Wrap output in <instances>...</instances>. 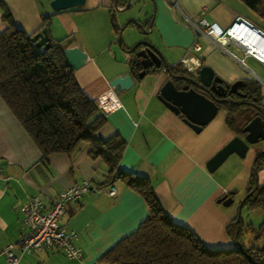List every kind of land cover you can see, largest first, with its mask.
<instances>
[{
  "label": "crops",
  "instance_id": "crops-1",
  "mask_svg": "<svg viewBox=\"0 0 264 264\" xmlns=\"http://www.w3.org/2000/svg\"><path fill=\"white\" fill-rule=\"evenodd\" d=\"M50 1L0 0V33L8 27L5 13L14 28L28 34L41 32L42 16L55 13L47 31L52 43L61 41L66 49L79 48L89 57L88 63L75 70L81 90L92 100L111 96L120 105L118 109L103 111L95 129L100 138L118 134L125 141L120 170L147 178L161 209L206 246L232 248L229 226L237 223L241 194L246 193L255 169V156L264 151V146H250L244 158L231 155L228 163L225 161L209 172L207 161L237 135L227 122L225 109L220 108L196 133L183 121V116L170 111L157 98L168 79L164 67L156 74L150 72L136 78L132 75L134 85L128 90L117 92L110 86L112 79L131 67L135 52L127 51L136 43L150 42L172 67L179 64L192 46L195 32L172 9L170 0H135L142 5L139 18L124 19L115 12L121 14L133 0H118L117 6L114 0H86L81 7L59 12L51 9ZM128 1L131 3L126 8ZM178 3L187 17L198 24L227 29L241 18L264 33V17L240 0H178ZM111 15L120 29L119 35L113 30ZM139 25L144 32H139ZM133 26L137 29H130ZM121 33L123 40L119 44ZM199 43L202 67L210 68L224 85L236 81H243L242 87L246 82L257 84L262 96L258 106L264 111V64L233 42L227 43L226 50L240 53L237 59L203 39ZM244 102L245 99L240 101L247 107L244 115H235L238 127H243L257 111L255 103ZM90 149L83 143L72 153H54L43 158L0 97V264H8L4 250L9 244H14L12 252L20 255L18 243L27 230L20 209L31 197L38 198L49 209L55 197L67 188L83 181H90L93 187L78 201L69 203L60 220L61 226L77 233L74 245L82 251V261L69 260L61 252L47 249L22 255L19 264H108L100 262L102 256L147 218L149 208L143 196L121 181L107 185L112 181L109 169L100 158H91ZM257 176L259 184L263 183L264 166ZM111 185L117 189L114 197L97 190ZM238 195L241 196L236 204ZM224 197L233 198V203L228 206L219 203Z\"/></svg>",
  "mask_w": 264,
  "mask_h": 264
},
{
  "label": "trees",
  "instance_id": "trees-1",
  "mask_svg": "<svg viewBox=\"0 0 264 264\" xmlns=\"http://www.w3.org/2000/svg\"><path fill=\"white\" fill-rule=\"evenodd\" d=\"M240 1L259 17H264V0ZM53 15L42 16L40 29L49 30ZM9 17V14L5 13L4 19L8 27L0 33V97L33 140L42 157L46 158L54 153L69 154L79 145L86 143L91 147V158H100L107 165L112 179L107 185L121 181L141 194L148 205L149 214L138 229L107 251L100 262L264 264V221L254 230L250 225L245 228L240 218L234 229L229 226L228 234L234 242L232 248H209L198 236L177 224L161 209L147 178L122 172L119 164L125 150V141L118 134L107 139L95 134L103 111L81 90L75 78V71L69 66L64 55L66 48L63 43L54 42L48 49L37 47L31 38L39 31L28 34L18 30L12 26ZM111 25L119 35L120 29L112 15ZM141 70L142 67L135 58L131 62L133 77L136 78ZM161 71L163 66L151 68L146 73L156 74ZM171 72L174 75L191 74L181 64L172 66ZM243 89L246 100L257 105L261 103L262 96L257 84L246 82ZM234 100L239 101L236 104L226 102L221 105V109L227 111L228 124L236 130L237 135H241L243 127H238L235 115L242 117L247 107L240 103L243 99ZM263 166L264 153L257 152L255 169L246 190L250 197L242 204L250 210L264 209V182L256 188V174ZM245 236H250V241L244 242ZM49 250L61 252L65 256L62 250Z\"/></svg>",
  "mask_w": 264,
  "mask_h": 264
},
{
  "label": "water",
  "instance_id": "water-1",
  "mask_svg": "<svg viewBox=\"0 0 264 264\" xmlns=\"http://www.w3.org/2000/svg\"><path fill=\"white\" fill-rule=\"evenodd\" d=\"M86 0H51L49 5L54 12H59L75 7H81ZM117 1L114 0L115 6ZM131 1H128L126 8ZM141 33L144 32L142 25ZM121 35L118 43L121 44ZM37 47L48 49L52 40L46 29L37 32L31 38ZM143 48L137 50L139 47ZM127 52H135V57L142 67L139 77H144L148 68L156 65L157 68L164 67L168 75L167 81L161 87L158 100L176 115L183 116V121L196 133H199L219 112L221 104L226 102L236 104L237 101L233 95L246 98V95L238 89L244 86L243 81H236L232 85H224L220 79L215 77L212 70L208 67H202L200 70L189 75H174L165 56L150 42L140 41L136 43ZM64 55L69 66L75 71L84 66L89 61L88 55L79 48L65 49ZM134 85L131 67L128 66L123 72L118 74L110 81V86L117 92L128 90ZM256 114L249 119L243 126L241 135H236L218 152H216L206 164L209 172H214L219 168L231 155L244 158L250 146L264 141V111L258 105H254ZM264 153V151L262 152ZM255 165V163H254ZM258 174V173H257ZM256 174V188L259 185ZM250 197L248 194L238 206V215L236 222L240 221L241 209L243 202ZM225 206L233 203V198L224 197L218 201Z\"/></svg>",
  "mask_w": 264,
  "mask_h": 264
},
{
  "label": "built area",
  "instance_id": "built-area-1",
  "mask_svg": "<svg viewBox=\"0 0 264 264\" xmlns=\"http://www.w3.org/2000/svg\"><path fill=\"white\" fill-rule=\"evenodd\" d=\"M170 2L172 9L182 15L186 23L196 34V39L192 46L179 62L188 72L194 73L202 67L201 59L198 56L201 52L200 39L205 40L217 49L228 53L232 58L237 59L233 53L226 50L227 43L233 42L244 49L245 54L251 55L264 64V33L255 29L246 20L238 18L227 29H221L217 25L198 24L187 17L181 9L178 0H170ZM240 62L243 63V61ZM94 101L104 112L120 107L119 103L111 96L99 97ZM92 189L90 181H83L80 184L73 185L59 193L49 209H46L36 197H31L24 202L20 211L27 230L18 243L20 255H15L12 252L14 244H9L4 250L8 264H19L22 255L41 252L44 249L62 250L66 258L82 261L83 253L74 245L76 232L63 228L60 225V220L65 213V207L69 203L78 201ZM98 189L112 197L116 196L117 193V189L113 185Z\"/></svg>",
  "mask_w": 264,
  "mask_h": 264
},
{
  "label": "rangeland",
  "instance_id": "rangeland-1",
  "mask_svg": "<svg viewBox=\"0 0 264 264\" xmlns=\"http://www.w3.org/2000/svg\"><path fill=\"white\" fill-rule=\"evenodd\" d=\"M141 8H142L141 3L138 2V1L136 2L135 0H133V3H131V6L128 9L124 10V12H122L121 14H119L120 12H117L116 11L115 14L116 15H122L121 17L123 19L124 18H129V17H132V16L138 17L139 14H140ZM125 22H127V21H125ZM122 29H123V27H122ZM130 29H137V28H135V26H133V27H130ZM139 32H140V30H139ZM121 37H122V40H123V33H121ZM231 52H233L235 55L237 54V56H238L237 58H239V56H241V54L238 53L237 51L231 50ZM240 64L242 66H245V68L247 70H249V68L246 66L247 64H245V65H244V63H240ZM259 145L260 146L261 145L264 146V141H261V142L255 144V145H253V146L256 147V146H259ZM241 195L243 196L242 199H241V201H242L243 198H245L247 196V194L245 193V191H243ZM240 196L238 195L236 197V204H238V201L240 200ZM240 215H241L240 216L241 217V220H243V222H244V225L243 226H245V228L248 225H250L252 229L257 230L259 228V226L264 221V209L263 208H257V209H254V210H250L247 206H243L242 209H241V214ZM232 227L234 229L235 228V224H233ZM235 234H236V232H235ZM250 239H251L250 236H248V237L245 236L244 242H248V241H250ZM260 244L261 243H256V245H260Z\"/></svg>",
  "mask_w": 264,
  "mask_h": 264
},
{
  "label": "flooded vegetation",
  "instance_id": "flooded-vegetation-1",
  "mask_svg": "<svg viewBox=\"0 0 264 264\" xmlns=\"http://www.w3.org/2000/svg\"><path fill=\"white\" fill-rule=\"evenodd\" d=\"M154 67H156V65H154L153 67H151V68H154ZM244 87H241V88H239L238 90L241 92V93H244L243 92V89ZM234 99H245L246 100V98H242V97H239V96H236V95H233L232 96ZM237 101H239V100H237ZM244 103H246V104H249V105H252L253 103H251V102H249L248 100H246V102H244ZM257 105V104H256Z\"/></svg>",
  "mask_w": 264,
  "mask_h": 264
},
{
  "label": "bare ground",
  "instance_id": "bare-ground-1",
  "mask_svg": "<svg viewBox=\"0 0 264 264\" xmlns=\"http://www.w3.org/2000/svg\"><path fill=\"white\" fill-rule=\"evenodd\" d=\"M247 41V40H246Z\"/></svg>",
  "mask_w": 264,
  "mask_h": 264
}]
</instances>
